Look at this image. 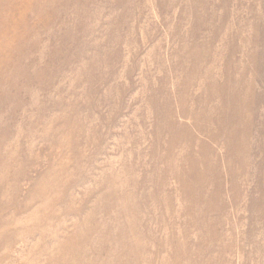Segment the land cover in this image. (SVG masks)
<instances>
[{
    "label": "rangeland",
    "instance_id": "obj_1",
    "mask_svg": "<svg viewBox=\"0 0 264 264\" xmlns=\"http://www.w3.org/2000/svg\"><path fill=\"white\" fill-rule=\"evenodd\" d=\"M0 15V264H264V0Z\"/></svg>",
    "mask_w": 264,
    "mask_h": 264
},
{
    "label": "bare ground",
    "instance_id": "obj_2",
    "mask_svg": "<svg viewBox=\"0 0 264 264\" xmlns=\"http://www.w3.org/2000/svg\"><path fill=\"white\" fill-rule=\"evenodd\" d=\"M0 16H1V15H0ZM3 22H4V21H3ZM0 23H2V22H0ZM2 26H3V27H6V25H5V24H2Z\"/></svg>",
    "mask_w": 264,
    "mask_h": 264
}]
</instances>
